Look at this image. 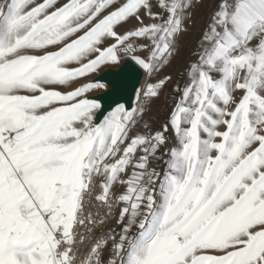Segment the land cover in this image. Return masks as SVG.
I'll list each match as a JSON object with an SVG mask.
<instances>
[{
	"label": "snow or ice",
	"instance_id": "snow-or-ice-1",
	"mask_svg": "<svg viewBox=\"0 0 264 264\" xmlns=\"http://www.w3.org/2000/svg\"><path fill=\"white\" fill-rule=\"evenodd\" d=\"M0 264H264V0H0Z\"/></svg>",
	"mask_w": 264,
	"mask_h": 264
},
{
	"label": "rangeland",
	"instance_id": "rangeland-1",
	"mask_svg": "<svg viewBox=\"0 0 264 264\" xmlns=\"http://www.w3.org/2000/svg\"><path fill=\"white\" fill-rule=\"evenodd\" d=\"M198 14H199V12L194 14L195 21L199 19ZM201 19H203V21H204L203 16H200V20ZM199 25L200 24L198 23L196 25L195 29L191 28L189 33L185 37L182 38L179 55L173 61L172 65L165 69V73L171 74L173 76L174 80H180L181 83H183V76L181 75V73L183 72L186 63H188L191 59L194 58L193 52H194L195 48L197 47V42H198L200 30L203 27V26L200 27ZM118 68L119 67H114L111 69H105L98 75H101L108 70H117ZM163 74L164 73H162V75ZM173 87H174V85H169L167 88H165L164 95L161 97L160 100L156 101L151 106V109L161 107L160 106L161 104L164 106L170 105L172 101L169 97L171 94V89ZM99 94H101V92H95L94 91V92L89 93V95H91V96H97ZM134 105H135V99H134L133 106Z\"/></svg>",
	"mask_w": 264,
	"mask_h": 264
},
{
	"label": "crops",
	"instance_id": "crops-1",
	"mask_svg": "<svg viewBox=\"0 0 264 264\" xmlns=\"http://www.w3.org/2000/svg\"><path fill=\"white\" fill-rule=\"evenodd\" d=\"M208 11L209 9L206 6L197 7L193 9L194 14L199 12L198 14L199 19L195 21V27L198 23L200 24L199 25L200 27L206 23L207 17H208ZM200 16L204 17V21L203 19L200 20ZM194 20H195V17H194ZM195 27H193V29H195ZM160 106L161 107L151 109V111L145 117L146 120H148L150 123L153 124V127L158 126L163 121L170 105L164 106L161 104Z\"/></svg>",
	"mask_w": 264,
	"mask_h": 264
},
{
	"label": "water",
	"instance_id": "water-1",
	"mask_svg": "<svg viewBox=\"0 0 264 264\" xmlns=\"http://www.w3.org/2000/svg\"><path fill=\"white\" fill-rule=\"evenodd\" d=\"M127 70H128L127 66H125L123 69H121L119 67L117 70H108V71L104 72L103 74H101V76H103L105 79H111L116 73L121 72V71H127ZM137 79L141 82L142 72H140L138 74ZM101 94H99V95H101ZM132 95H133V92L130 91L129 94L127 96H125V98L123 100H121V102L126 103V104H130ZM110 105H111V98L106 97L105 101H104L105 109L110 110V107H109Z\"/></svg>",
	"mask_w": 264,
	"mask_h": 264
},
{
	"label": "bare ground",
	"instance_id": "bare-ground-1",
	"mask_svg": "<svg viewBox=\"0 0 264 264\" xmlns=\"http://www.w3.org/2000/svg\"><path fill=\"white\" fill-rule=\"evenodd\" d=\"M143 78H144V74L142 73L141 83H142V81H143ZM133 94H134V93H133ZM132 96H133V95H132ZM133 103H134V97L131 98V102H130V104L133 105Z\"/></svg>",
	"mask_w": 264,
	"mask_h": 264
},
{
	"label": "built area",
	"instance_id": "built-area-1",
	"mask_svg": "<svg viewBox=\"0 0 264 264\" xmlns=\"http://www.w3.org/2000/svg\"><path fill=\"white\" fill-rule=\"evenodd\" d=\"M109 223H111V222H109ZM107 227H108V225L106 224V225H105V228H107Z\"/></svg>",
	"mask_w": 264,
	"mask_h": 264
}]
</instances>
